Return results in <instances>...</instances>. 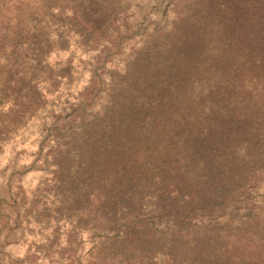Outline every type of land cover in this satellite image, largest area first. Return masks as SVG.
<instances>
[{
	"label": "rangeland",
	"instance_id": "obj_1",
	"mask_svg": "<svg viewBox=\"0 0 264 264\" xmlns=\"http://www.w3.org/2000/svg\"><path fill=\"white\" fill-rule=\"evenodd\" d=\"M52 3L56 7L49 20L62 37L61 50L54 52H67L79 37L77 48L85 55H98L81 62L84 72H91V81L79 94L72 91L83 79V73L74 75L75 53L67 63L58 60L55 67L49 65L53 84L48 92H41L44 97L39 103L31 105L22 101L24 88L16 84L17 80L24 84V79L0 67V157L5 149L11 153L7 165L0 169V236L4 238L0 264L5 256L11 264H222L221 256L233 255L229 245L238 234L263 235L264 196H260V188L264 180L251 194L248 207L225 203L220 208L224 202L213 200V194L210 200L204 199L205 194L200 201L193 196L188 199L195 193L193 184L203 177L194 173L193 167L202 169L197 165L207 154L190 153L185 162L187 152L179 148L182 142L171 129L169 135L175 137L168 138V144L178 148L181 165L178 183L166 173L147 172L135 178L132 170L137 154L149 141L161 139L151 138L177 112L170 110L171 101L183 88L196 89L199 77L190 64L178 60L187 53L176 45L185 8L175 0H159L155 11L165 23L163 27L157 23L149 34L151 24L142 23L134 29L123 18L135 0ZM170 10L176 19L171 30L165 31ZM81 19L91 29L82 25ZM136 36L146 37L144 46L120 68V55ZM101 101L100 111H90ZM190 101L189 106L195 108L196 102ZM9 103L11 108L3 111ZM184 106L182 103L178 110ZM37 130L42 137L39 151L30 153L21 145ZM30 155L36 159L30 165L22 164ZM30 173L43 175L27 180ZM36 180L39 182L34 184ZM219 180V175L213 174L209 184L213 191ZM220 213L224 218H219ZM139 225L141 228L134 230ZM29 236L43 242L29 243ZM64 237L66 247L61 246ZM10 243L28 244L23 260H11V254L4 253ZM89 244L91 248H86Z\"/></svg>",
	"mask_w": 264,
	"mask_h": 264
},
{
	"label": "trees",
	"instance_id": "obj_2",
	"mask_svg": "<svg viewBox=\"0 0 264 264\" xmlns=\"http://www.w3.org/2000/svg\"><path fill=\"white\" fill-rule=\"evenodd\" d=\"M175 2L186 12L179 20L176 45L187 53L178 60L190 64L199 79L196 89L183 88L171 101L170 110L177 112L151 138L161 139L149 141L137 154L132 170L135 178L147 172L166 173L178 183L181 165L178 148L168 144V138L175 137L169 135L171 129L182 142L179 148L187 152L185 162L190 153L207 154L197 165L202 169L193 167L203 177L193 184L195 193L188 199L193 196L200 201L205 194L204 199L210 200L213 194V200L224 202L220 208L225 203L248 207L251 194L264 180V0ZM55 7L52 0H0V60L4 61L0 67L24 79V84L18 80L16 84L24 88L21 99L26 105L39 103L44 97L41 92H48L54 81L47 61L62 47V37L49 20ZM189 100L196 102V109L189 106ZM182 103L185 106L178 110ZM213 174L221 179L215 191L209 185ZM222 214L219 218H224ZM230 245L234 253L221 256L222 264H264V233L255 238L242 232Z\"/></svg>",
	"mask_w": 264,
	"mask_h": 264
},
{
	"label": "clouds",
	"instance_id": "obj_3",
	"mask_svg": "<svg viewBox=\"0 0 264 264\" xmlns=\"http://www.w3.org/2000/svg\"><path fill=\"white\" fill-rule=\"evenodd\" d=\"M159 4V0H135V3L131 5V7L127 8V10L124 13V17L127 19V23L131 26L132 28H136L139 24L145 23V24H151L152 27L148 28V33L151 34L154 29L155 25L157 23L161 24L163 27L165 21L162 18V14L158 13L155 11L157 9ZM137 5L140 6V8L137 7ZM173 8H175V5H172ZM140 9H143L141 11ZM68 15H71V12L68 13ZM176 19V13L173 11L168 12V17H167V28L165 31L171 30L172 27V21ZM53 40L56 39V37L53 35L52 37ZM79 37H75L73 42L71 43V46L67 52H53L49 58H48V63L52 65L53 67L56 66L57 61L59 60L60 62L67 63L69 60V57L72 55V53H75L76 59L72 60V65L76 69V72L74 75H80L83 73V79L72 89L75 93L79 94L80 92H83L86 87L89 86V82L91 81V72H84V69L82 67L81 62H87L89 61L93 56L98 55V52H91L87 55L83 53V51L79 48L76 47L75 40H78ZM144 39L140 36H136V40L133 42L132 46L130 47H125L123 49L122 55H120V60L122 63H119L120 68H124L126 65V58L131 57L135 51H139L141 48L144 46ZM107 43V42H106ZM4 63L3 60H0V64ZM108 68H112V64L107 65ZM107 79V78H105ZM66 83V81H65ZM63 91V88L61 89ZM75 102V101H74ZM103 101L98 103L94 109H91L90 111H100V107ZM11 108V104H7L3 107V111L7 112ZM47 123L51 125V120H48ZM42 139L39 135V131H36L35 135H32L29 139L28 142L21 145L22 148L27 149L30 153H36L39 151V140ZM35 141V143H34ZM53 144L55 143L54 141L52 142ZM20 148H17V151H19ZM47 151V149H45ZM11 153L8 151V149H5V155L4 157H0V169H2L5 165L8 163L7 157L10 156ZM36 159L35 156H28L26 159H23L21 161L22 164L25 165H30L34 160ZM41 164H43V161H40ZM35 175H40L42 176L43 173L40 174H29V176L26 178L27 180H33V177ZM39 181L36 180L34 181L35 183H38ZM27 186V185H26ZM260 196H264V187L260 188ZM32 227H36L35 225H32ZM50 234V233H49ZM3 237L0 236V244L3 243ZM85 241L87 240V235L85 234L84 237ZM27 240L29 243H31L33 240H36L37 243H42L43 241L39 237H27ZM62 247L67 246L66 242V237L62 238ZM28 244L26 243H21V244H9L8 247H5L3 249L4 253H10L11 254V260H23L25 258V254L27 252ZM86 248H91V245H86ZM4 264H11V261L7 256L3 258Z\"/></svg>",
	"mask_w": 264,
	"mask_h": 264
}]
</instances>
